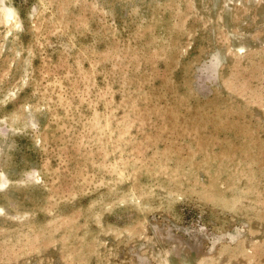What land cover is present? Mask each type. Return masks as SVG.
<instances>
[{"label": "rangeland", "instance_id": "rangeland-1", "mask_svg": "<svg viewBox=\"0 0 264 264\" xmlns=\"http://www.w3.org/2000/svg\"><path fill=\"white\" fill-rule=\"evenodd\" d=\"M183 263L264 264V0H0V264Z\"/></svg>", "mask_w": 264, "mask_h": 264}, {"label": "bare ground", "instance_id": "bare-ground-1", "mask_svg": "<svg viewBox=\"0 0 264 264\" xmlns=\"http://www.w3.org/2000/svg\"><path fill=\"white\" fill-rule=\"evenodd\" d=\"M243 48V47H242ZM184 264V263H183Z\"/></svg>", "mask_w": 264, "mask_h": 264}]
</instances>
